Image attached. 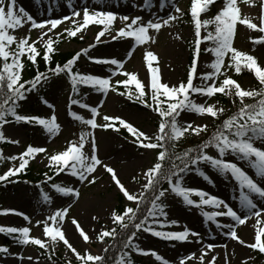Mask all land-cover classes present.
<instances>
[{"label":"snow or ice","instance_id":"snow-or-ice-1","mask_svg":"<svg viewBox=\"0 0 264 264\" xmlns=\"http://www.w3.org/2000/svg\"><path fill=\"white\" fill-rule=\"evenodd\" d=\"M214 2L215 0H191L189 12L194 28L192 60L187 71L186 81H181L177 85L170 86L162 82L159 68L153 66V63L158 61V56L150 50L146 51L143 57L149 74L146 84L138 79L136 73L122 71L124 62L116 58L104 59L88 56L89 60L96 63L115 65V69H108L111 76L102 77L75 70V65L81 54L87 55L94 44L81 48L62 65L57 63L55 67L48 69V73L52 75L65 73L70 81L73 94H78L80 85L91 87L105 94L111 90L119 95H126L128 100L151 109L159 117L158 129L153 137L119 116L105 115L103 117L104 123H97L98 107L82 103L79 99H70L71 104L88 109L92 114L91 118L85 119L70 109L69 115L73 119L81 121L93 130L111 128L114 131H119L122 126L134 137V143L145 149L158 150L156 162L142 173L146 182L142 184V190L138 193L131 192L118 179L116 171L98 157V146L92 131H82L78 140L70 141L64 150L47 157L49 167L54 169V174L67 171L80 182L87 184L96 182L94 173L98 166L103 167L111 174L112 180L126 200L135 202V207L125 205L122 212L116 210L111 212L112 222L119 226V232L113 227L111 229L102 228L97 234L96 239L99 241H104L106 237L112 238L104 248L105 255L92 254L88 250L81 254L66 238L65 232L59 224L65 220L71 205L57 209L48 216L47 221H52L51 224L47 221H36L38 226L43 224L44 238L30 235L31 229L26 226L19 228L0 226V233L18 234L14 239L19 244L35 245L45 251L51 250L52 246L62 241L75 254L79 264H107V261H111L112 264H133L132 252L144 255L151 253L157 260H162L163 264H169L154 250H145L136 243L141 231L151 233L156 237L177 241L187 240L190 234L198 238L197 242L202 239L199 233L188 228L178 232L158 230L157 226L163 228L165 224L175 225L178 223L176 220H167L168 213L165 211L167 205L164 201L169 193L181 197L186 205L200 209L205 221H211L217 228L229 229L224 234L233 240H238L241 244H245V241L238 236L235 224H223L217 219L218 217H227L239 225H243L250 217L254 216L258 225H264V219H262L264 207L258 204V201L264 200V67L258 63L255 56L233 46L238 23L245 25L248 29L264 33V0H260L259 3L258 24L246 16L242 17L237 6V0H224L223 6L213 17L202 18V13H206L209 6ZM248 2L253 3L254 0H248ZM77 3L79 0H67V5L71 9L70 16L65 15L62 18L37 21L25 8L17 7V0H0V129L4 124L14 121L40 125L52 135L58 132L60 125L57 123L55 113L51 117L30 116L19 114L17 108L19 102L27 98L28 93L37 90L42 82H47L49 79L47 73L37 71L30 80H24L23 71L26 65L23 58L35 65L37 57L41 54L37 50V43L39 42L43 46L42 57L47 65L52 59V54L57 50L55 43L63 38L60 32H53V30H56L64 21H69L72 25L71 28L64 29V33L69 38L76 37L89 25L96 24L102 25L103 28L96 33L95 42H99L100 38L107 32L111 40L133 38L135 45H143L154 42L150 30L159 32L162 28L171 26L173 22L178 21L184 15L183 10L176 5L175 0H160L155 19H148L147 21L140 15L135 17L119 16L111 10H104L88 4H81L78 8ZM170 4L174 11L169 12L166 16L159 15V11L166 9ZM151 6L152 0H144L143 5H136L141 10H149ZM118 19L125 23L116 29L115 35H111V28ZM25 25H29V35L17 38L16 35L12 34ZM209 25L213 26L211 30H209ZM32 29L41 30L35 40L30 37ZM202 30L205 34H202ZM49 33H53L55 40ZM177 38H181L179 34ZM205 41L210 42V44L202 48ZM254 42L257 44L264 43V35L255 38ZM13 45L14 47H12ZM133 51L134 47L128 51L127 56L129 58ZM201 51L211 53L214 56L208 65L211 71H198V57ZM245 68L254 73L261 85L259 90H245L237 80L227 74L229 69H234L235 73L239 74ZM118 72H122L127 78L116 80L113 83L112 77ZM197 77L201 81L200 84L194 83ZM119 85L124 86V92L120 91ZM132 85H134V91L130 87ZM217 93L233 97V105L239 101L241 106L217 124L206 140L198 145L177 151L178 142L186 134L200 135L202 132H207L209 128L206 123L194 126L191 121L183 120V113L207 115L213 119H218L225 112L224 108L217 107L216 104L196 102L193 98L194 94L210 98ZM256 97L259 99H255L253 103H245V98ZM41 99L48 107H55L43 97ZM102 104L103 101H101ZM9 116L12 117V121L6 119ZM7 139L0 131V141ZM9 142L19 143L17 140H9ZM86 144L90 145V151L85 150ZM213 148L217 153L215 156L208 151ZM45 152L46 149L43 147L28 145L25 151L18 156L8 157L9 160L18 159L19 164L8 167L3 174H0V181H7L9 177L20 173L26 168L29 158ZM229 156L235 157V160L227 159ZM2 159L3 156L0 154V160ZM202 164L209 166L224 180L228 181L230 178L234 182V186L238 190V208H233L223 198L210 194L203 189L185 186L186 174L193 172L204 180L215 183L201 167ZM247 169H251V173ZM45 176L47 179H51V177H47V174ZM133 180H137V177H133ZM165 184L168 187H164ZM52 188L64 196L78 198L80 195L79 190L75 187L52 184ZM41 195L44 202L50 201L51 198L47 193L42 192ZM193 195L199 199H192ZM205 206L216 210L205 211ZM2 212H15V210L5 209ZM17 214L23 215L26 220H30L23 213ZM160 217L165 219L162 220ZM71 222L83 240L89 241V235L78 221L73 218ZM262 237H264V226L255 231V241L247 246L264 253ZM213 247L215 246L208 244L207 250H211ZM116 248H119L118 257L114 260L112 257H107V253ZM0 252L8 253L9 250L7 247L0 246ZM206 254V251L202 250L199 259L204 261ZM193 256L194 254H191L181 258V264ZM21 259H23L22 256ZM27 259L31 261L33 257L28 256ZM36 260L38 261L39 257H36ZM215 260L216 257L213 256L211 260L207 261V264H214Z\"/></svg>","mask_w":264,"mask_h":264},{"label":"rangeland","instance_id":"rangeland-1","mask_svg":"<svg viewBox=\"0 0 264 264\" xmlns=\"http://www.w3.org/2000/svg\"><path fill=\"white\" fill-rule=\"evenodd\" d=\"M159 2L160 0H152V6L149 10H141L136 7L138 4L143 5L144 0H79L77 7L79 8L81 4H88L103 8L104 10H111L119 16L128 15L129 17H135L140 15L147 21L148 19H155ZM223 2L224 0H215L213 8L219 11L223 6ZM175 3L183 10L184 15L178 21L173 22L171 26L164 27L159 32L150 30V35L153 37L154 42L135 45L133 38L111 40L107 32L100 38L99 42H95L96 33L103 28L102 25L96 24L89 25L78 33L76 37L69 38L64 33V29L71 28L72 25L69 21H64L56 30H53V32H60L63 36L61 40L55 43V48L59 52L75 53L81 48H86L89 44H94V47L89 49L87 55L84 54L80 60L79 71L102 77L111 76V72L108 69H115V65L96 63L89 60L88 56L104 59L116 58L124 62L122 71L136 73L138 79L145 84L148 82L149 74L143 57L146 51L150 50L158 56V61L154 62L153 66L159 68L162 82L170 86L177 85L187 79L188 58L190 46H192V40L194 39V28L189 12L191 0H175ZM259 3L260 0H254L253 3H241L237 0V6L240 9L242 17L246 16L257 24L259 23ZM17 7L25 8L37 21L71 15V9L67 5V0H17ZM171 11H174V9L170 4L166 9L159 11V15L166 16ZM211 17L213 16L208 12L202 13V18L204 19ZM124 23V21L118 19L111 28V35H115L116 29L122 27ZM28 28L29 25H25L23 28L17 29L14 32L10 30V32L19 38L29 35ZM212 28L213 26L209 25V30ZM40 31V29H32L30 32L31 39L35 40L39 36ZM178 34L181 37L179 39L177 38ZM202 34H205L203 30ZM49 35H52L55 40L53 33H49ZM261 35H264V33L248 29L245 25L238 23L237 33L233 39V46L238 50L255 56L258 63L264 67V43L257 44L254 42V39ZM81 36L83 37L82 39ZM209 44L210 42L205 41L202 44V48L209 46ZM37 46L43 47L39 42ZM133 47V54L129 58L127 53ZM213 59L214 56L211 53L200 52L198 71H211L208 65ZM227 74L237 80L245 90H258L260 86L254 73L246 68L239 74L235 73V71L233 73L228 71ZM126 78L122 72H118L112 77V82L115 83L116 80ZM220 79H223V77H220ZM194 83H201L199 77L194 80ZM118 87L120 89L124 86L119 85ZM130 87L134 90V85ZM70 91V87L64 80L53 78L44 84L43 89L33 100L21 104L17 108V112L24 115H30V112L27 111L30 105H34L33 109L41 111L40 117H51L55 113L57 123L60 125L56 134H49L44 128L36 130L27 127L24 125V122H10L4 124L2 129H0L3 135L8 138L7 140L0 141V154L3 156V159L0 160V174H3L8 167H14L19 164L18 159L9 160L8 157L18 156V154L25 151L28 145L46 149L45 153H38L34 157L29 158L26 166L32 168L35 172L41 173L40 182L43 183V187H41V190H37L28 183H20L16 185L14 192L3 194L0 197V226L17 228L26 226L31 229L30 235L44 238L43 224L38 226L36 221H47V217L57 209L71 205L65 220L59 224L65 232L66 238L81 254L85 250H88L92 254L104 255V248L109 244L111 240L109 238L111 237H106L104 241H99L96 239V236L102 228H116L111 219V212L116 208L118 198L122 199L124 206L135 207V202L126 200L122 193L119 192L116 183L112 180L111 174L103 167L98 166L97 171L94 173L96 182L87 184L86 182H80L67 171L54 174V169L49 167L47 157L64 150L70 141L78 140L82 131H92L94 132L98 146V157L116 171L118 179L131 192L138 193L142 190V184L146 182L142 173L156 162L158 150L140 147L137 143L133 142L134 137L122 126L119 131H114L111 128H96L93 130L90 126L81 123V121L73 119L69 115L70 109L85 119L91 118L92 114L90 110L70 103V99H72ZM218 96L224 98V101L219 100ZM42 97L55 107L50 108L45 105L42 102ZM193 98L198 103L216 104L217 107L224 108L225 112L233 107L237 108L241 106L239 101L233 105V97L225 96L221 93H217L214 97L210 98L194 94ZM76 99L81 100L82 103L98 107L97 123H104L103 117L105 115L119 116L150 136L154 137L158 129V120L155 119L154 114L149 110L138 108L140 105L138 107L133 105L126 95H119L117 92L111 90L105 94L96 90L88 91L85 88H81L78 90ZM254 99L245 98V103H252ZM101 101H103L102 105ZM222 116L223 114L219 117ZM182 119L191 121L194 126L206 123L209 125L208 131L212 129V125L216 120L207 115L200 116L188 112L182 114ZM207 132H202L200 135L186 134L179 143L181 146H186L188 141L197 139ZM9 140H17L19 143H10ZM85 150L90 151L89 144L85 145ZM208 151L214 156L217 154L214 148ZM227 159L235 160V157L229 156ZM201 167L215 183L206 181L193 172L186 174L184 180L185 186L203 189L210 194L223 198L233 208H238V190L235 188L234 182L230 178L228 181L224 180L207 165L202 164ZM247 170L250 173L252 171L251 169ZM51 173L53 176L49 180L45 174L49 177ZM13 177L11 176L8 179H12ZM133 177H137V180H133ZM52 184L75 187L79 190L80 195L78 198L61 195L52 188ZM166 187H168L167 184ZM42 192L50 196L49 202H44L41 195ZM191 198L194 200L199 199L195 195ZM164 202L167 205L165 209L168 213L167 220H176L178 223L175 225L165 224L163 228L157 226L158 230L178 232L188 228L199 233L202 239H199V242H197L198 238L190 234L187 240L177 241L156 237L151 233L141 231L136 240L139 247L145 250H154L164 260H167L169 264H181V258L188 257L191 254H194V256L191 259L184 260V264H207V261L211 260L213 256L216 257L214 264H264V253H260L258 249H251L247 246L255 241V231L259 227L264 226L256 223V217H250L243 225H239L227 217L217 218L223 224H235L238 236L245 241V244H241L238 240H233L230 236L224 234L229 229L217 228L211 221H205L201 210L186 205L181 197L169 193ZM258 204L264 207V200L258 201ZM5 209H13L15 212L3 213L2 210ZM204 210L214 211L216 209L205 206ZM17 213L25 214L30 220H26L23 215ZM93 217H96V219H93ZM73 218L78 221L89 235V241L85 242L79 235L75 225L71 222ZM160 219L163 220L165 218L160 217ZM262 219H264V214H262ZM47 222L49 224L52 223V221ZM5 235L9 234L6 232L0 233V246L7 247L9 252H0V264H54L52 260L43 259L42 256L49 255V251L40 249L38 246L31 244L21 245L14 241H8V244L4 245L7 241L4 239ZM17 235L11 234L9 236ZM262 242H264V237H262ZM208 244H212L215 247L207 250ZM51 249L64 261H77L75 254L62 241L57 242ZM202 250L207 253L204 261L199 259ZM21 256L23 259H21ZM28 256H32L33 260L29 261L27 259ZM36 257H39L38 261ZM131 259L133 264H163L162 260H157L151 253L144 255L132 252Z\"/></svg>","mask_w":264,"mask_h":264},{"label":"trees","instance_id":"trees-1","mask_svg":"<svg viewBox=\"0 0 264 264\" xmlns=\"http://www.w3.org/2000/svg\"><path fill=\"white\" fill-rule=\"evenodd\" d=\"M238 1L241 2V3H248V1H246V0H238ZM207 12L210 13L211 16H214L218 11L215 10V8H213V4H212L211 6H209V9H208ZM12 47H14V45ZM37 50L41 54L37 57V62H36L35 65H33L31 62H28L26 60V58H23V59H25V65H26L25 69L23 71V79L24 80H30L32 77H34L36 75L37 71H40L42 73H47L49 75V79L47 80V82L49 80L53 79V78H58V79L64 80L68 84V86L70 87V90H71L70 93H71L72 99H76L77 94H73L70 81L68 79V76L65 73H61L60 75H52V74L48 73V69L50 67H55L57 63H60L62 65L67 59H69L76 52L75 53L74 52H59L58 50H56L52 54L51 61L46 65L44 60H43V57H42L43 47H38L37 46ZM201 53H203V51H201ZM83 56H84V54H81V56L79 57L76 65H75V70H78L80 60L82 59ZM191 60H192V46H190V55H189V58H188L187 71H188L189 66L191 64ZM229 72L233 73L234 69H229ZM47 82H42L41 85L38 86L37 90L28 93L27 94V98L25 100H23V101H20L19 105L24 104V103H28L29 101L33 100L36 97V95L43 89L44 84L47 83ZM260 87H261V85L259 86L258 90L260 89ZM81 88H85L88 91H95V89H93L91 87H88V86H85V85H80L79 89H81ZM120 90L125 91V88L122 87V88H120ZM217 98L219 100L221 99L222 102L224 101V98H222V97L220 98V96H218ZM255 99H259V97H256ZM132 103H133V105H135L137 107H138V105H140V107H138L140 109L149 110L152 114H154L155 119L159 120L158 114L153 112L151 109H149V108H147V107H145L143 105L141 106V104H139L137 102H134V101H132ZM33 106L34 105H30L27 108V111L30 112V116H39L40 117L41 111L33 109ZM237 108L233 107L232 109H228L226 112L223 113L222 117H219L218 119L215 120V122L212 125V129L211 130H209L207 133L203 134L201 137H199L197 139L188 141V144L186 146H181L180 143L178 142V147H177L176 150L177 151L184 150V149H187L188 147H192V146L198 145L203 140H206L208 138L209 134L214 130L215 126L217 124L221 123L223 121V119L226 118V116L231 114V112L236 111ZM6 119H8L9 121H12V117H10V116L6 117ZM12 123H16V122L13 121ZM24 125H26L27 127L36 129V130L42 128V126H40V125L29 124V123H25V122H24ZM52 176H53V174L51 173L49 177H52ZM40 181H41V173L40 172H35L30 167H26L23 171H21L20 173H17L12 179H8L7 181H0V197L3 194L14 192L16 185H18L20 183H28L34 189L41 190V187H43V183H41ZM164 187H166V184L164 185ZM124 207L125 206L123 204L122 199L118 198L117 206H116V208L114 210H116L117 212H122ZM116 230H117V232L120 231L118 225H116ZM14 237L15 236L5 235L4 239H6L7 241H6V243L4 245L8 244V241L17 242L14 239ZM109 239L112 240V238H109ZM118 254H119V248L111 249L107 253V257H112L113 260H114L116 257H118ZM104 255H105V253H104ZM42 257H43V259H46V260H52L54 264H69V262L62 260L61 257L57 253H54L52 249L49 250V255H43ZM70 264H79V262L78 261L70 262ZM107 264H112V262L111 261H107Z\"/></svg>","mask_w":264,"mask_h":264},{"label":"bare ground","instance_id":"bare-ground-1","mask_svg":"<svg viewBox=\"0 0 264 264\" xmlns=\"http://www.w3.org/2000/svg\"><path fill=\"white\" fill-rule=\"evenodd\" d=\"M40 4V3H39Z\"/></svg>","mask_w":264,"mask_h":264}]
</instances>
